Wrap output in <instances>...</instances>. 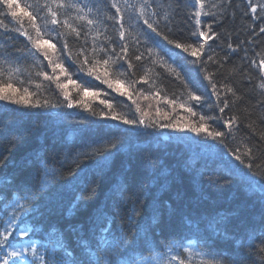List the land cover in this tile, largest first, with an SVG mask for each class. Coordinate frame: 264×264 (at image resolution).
Here are the masks:
<instances>
[{
    "label": "trees",
    "instance_id": "trees-1",
    "mask_svg": "<svg viewBox=\"0 0 264 264\" xmlns=\"http://www.w3.org/2000/svg\"><path fill=\"white\" fill-rule=\"evenodd\" d=\"M25 2L42 4L44 0H21V3ZM118 2L123 6L124 0ZM128 2L138 5L141 0ZM149 2L154 6L162 5L156 7V11L163 15L165 10L171 11L167 6L174 4L175 0ZM210 2L223 6L214 9L217 13L215 18L201 17L202 26L212 23L213 30L219 35L218 39L208 41L206 52L207 55L215 53V58L222 66L210 62L207 65L194 64V57L161 41L147 29L142 20L135 19L136 13L132 10L125 12L126 24L133 25L134 35H140L146 45L135 44L129 37V56L132 58L137 49L144 52L146 46L156 48L155 42L163 45L167 53L161 52L164 59L186 77L189 88L205 98L203 106L194 108L199 114L222 115L215 106L216 97L211 95L210 86L203 79L204 73L200 67L206 66L209 72L215 73L214 79L218 86L220 83L232 86L239 99L228 95L230 105L223 116L227 119L237 115L239 122L233 133L225 138L227 147L195 133L172 128L140 126L126 131L128 126L102 120L81 108L61 106L48 112L49 108H17L19 105L0 101V230L5 226L3 219L11 215L10 201L12 205L15 201L12 194L24 197L31 195L33 208L27 214L26 223L35 231V235L29 231L27 237L39 244L38 250L45 258L55 255L52 253L55 248L59 253L58 258L75 259L80 264L87 261L95 264L93 253L110 260V256L97 251L102 244L101 236H108L101 229L107 227L113 236L138 232L133 250L126 253V257L135 260L148 255L142 251L144 248H154L169 239L173 243H187V240L182 239L187 237L193 241L200 238V243L206 242L212 250L221 253L215 257L221 264H264V193L254 189V186L259 188L264 183V177L254 174L257 164L264 169V144L256 152L252 171L229 154V150L239 148L243 152L245 145H254L258 133L264 130V124H261L264 109L258 103L262 97L256 87L262 77L259 69L252 64L253 60L259 62L257 53L264 54V33L259 31L260 27H264V19L259 16H264V13L253 20V14L247 9L248 0ZM82 3L92 6L93 15L99 19L115 12L111 8L112 0H82ZM180 3L168 25L172 29L169 35L182 42H190L195 39L191 36L194 20L189 19L190 10L183 6L184 0H180ZM252 3H264V0H252ZM129 17L132 19L129 20ZM149 18L155 20L158 16ZM105 23L108 25V34L118 39L114 31V27L118 26H114L112 21ZM165 23L162 21L159 27L167 31ZM61 30L57 28V31ZM100 30H104L103 26ZM29 31L35 36L34 30L29 28ZM229 43L237 48L235 53L228 49ZM70 45L75 56L79 42L72 39ZM43 47L56 58L57 53L48 45ZM59 47L60 44H57ZM156 50L160 51L159 48ZM34 51L24 37L14 31L3 30V25H0V59H7L13 68L20 69L14 77V85L27 86L30 91L38 92L41 101L49 99L62 102L63 97L54 85L49 87V82L35 76L32 67L34 61L30 55ZM207 55L203 57L205 61ZM40 59L43 60V57ZM132 62L135 75L129 73L128 79L139 81L145 68L153 67L147 59L141 62L133 59ZM43 64L46 66L47 61L44 60ZM68 65H71L69 72L76 73L72 79L78 84L83 82L90 89L85 99L91 102L95 111L99 112L104 107L99 103L100 99H108L119 111L130 117L136 116L127 102L116 97L106 84L86 75V70L79 72V65L73 61L66 60L65 67ZM2 67L7 73L9 64H3ZM124 68H127L126 64ZM77 75L80 79L76 78ZM112 78L115 80L116 76ZM4 79H7L6 75ZM21 80L24 81L23 85L20 84ZM41 82L43 88L36 89L35 83ZM62 82L75 97L74 85L63 77ZM115 87L123 92L130 91L127 84H115ZM158 89L159 100L152 95ZM136 90L143 91V95H133L143 110L145 96L153 101L154 114L146 118L149 122L157 119V107L161 109L158 117L161 123L169 120L184 123L199 119V116H191L183 108L173 110L164 103L163 96L167 95L169 99L186 96V90L175 74L158 64L149 83L138 82ZM94 92L100 95L94 97ZM165 112L169 113L168 119L163 115ZM209 124L227 131L222 121H209ZM253 129L256 136L252 135ZM109 142L116 143V148H108ZM194 143L199 146L198 150H214L219 155L212 157L195 153ZM245 160L247 162L246 157ZM233 170L247 176L250 182L238 178ZM137 210L140 215L130 216ZM17 223L20 227L25 226L19 220ZM145 238L147 244L143 243ZM200 243L195 244V250L203 252ZM60 245H64V248ZM153 255L158 256L156 253Z\"/></svg>",
    "mask_w": 264,
    "mask_h": 264
},
{
    "label": "snow or ice",
    "instance_id": "snow-or-ice-1",
    "mask_svg": "<svg viewBox=\"0 0 264 264\" xmlns=\"http://www.w3.org/2000/svg\"><path fill=\"white\" fill-rule=\"evenodd\" d=\"M180 6V0H175L174 4L167 6L171 11L165 10L163 15H159L156 7L163 6H154L149 0H141L138 5L130 4L128 0H124L123 6L118 0H112L111 8L115 10L114 14L99 19L93 15V7L83 4L82 0H44L42 4L39 2L36 4L21 3V0H0V25H3V30L14 31L31 44L32 49L35 50L30 53L34 61L32 67L35 69V76L42 77L43 81L49 82V87L54 85L55 89L63 97L62 102H53L49 99L41 101L38 92L30 91V88L27 86H15L14 77L17 76L20 69L18 67L13 68L7 59H0V101H8L12 104L36 109H55L61 106L69 109L81 108L85 112H89L92 116L99 117L102 120L119 122L122 125L128 126L129 129H135L140 126L172 128L176 131L195 133L197 136H203L206 140L210 139L218 144L225 145V138L233 133L235 126L239 122L237 115H231L227 119L223 116L230 105L227 98L228 95L230 94L239 99L232 86L225 83H220L218 86L214 79L215 73L209 72L206 66L200 67V71L204 73L203 79L210 86L211 95L216 97L215 106L222 115L217 117L199 114L194 111V108L197 105L203 106L205 98L189 88L186 77L182 76L175 67L164 59L161 52L167 53L163 45L155 42L156 48H159L160 51H157L156 48L146 46L144 52H140L137 49L136 54L132 58L129 56L131 50L129 37H132L135 44L139 45L144 43L146 45V41H141L140 35H134L133 25L131 23L126 24L125 12L132 10L136 13L135 19L142 20L147 29L151 30V33H154L161 41L172 46L174 49L180 50L182 53H186L188 56L194 57V64L207 65L209 62L212 64H221L215 58V53L207 55L206 52L208 41L218 39L219 35L213 30L212 23L203 24L202 26L201 17L215 18L217 13L214 9L222 7L223 5L211 3L210 0H184L183 6L190 10L189 19H193L195 25L194 31L191 33V36L195 39L190 42H182L178 39L171 38L169 35L172 32V29L168 27L172 22V14ZM247 9L253 14L252 19L255 20L260 13H264V3H252V0H248ZM41 13H46V15H41ZM151 16H158V19H150L149 17ZM25 18L27 20V26L25 25ZM259 18L264 19V16H259ZM131 19L132 17H129V20ZM37 21H42V23H37ZM105 21H112L114 26H118L114 27L118 39L108 34V25ZM162 21L166 22L165 29L167 31L159 27ZM9 25H12V27L9 28ZM49 25L53 27H49ZM101 26H103V31L100 30ZM29 28L34 30L35 36L32 35ZM57 28L62 30L57 31ZM259 31L260 33H264V27H260ZM52 33L55 34L52 35ZM147 38L150 39L151 37ZM72 39L79 42V48L75 56L70 45V40ZM51 41H55L56 43H50ZM57 44H60L59 48H57ZM43 45H48L53 52L57 53L55 59ZM227 47L233 53L237 51V48L233 47L231 43ZM145 52L147 55H145ZM205 55H207L206 61L203 59ZM257 55L260 56L259 62L257 63V61L253 60L252 64L259 69L262 77L256 87L260 90L259 95L262 97L258 103L264 109V54L257 53ZM40 57H43V60ZM133 59L137 62L147 59L153 65V67L145 68L144 75L140 76L139 81L128 79L129 73L135 75ZM44 60L47 61L46 66L43 64ZM66 60H71L78 64L79 72H85L86 70V75L94 77L101 83L106 84L113 92H118L121 96H127L129 100H132V104L136 105V116L130 117L127 113L119 111L117 106L108 99H100L99 103L104 107L99 112L95 111L91 102L85 99L90 89L83 82L78 84L76 80L72 79L76 73L69 72L71 65L65 67ZM3 64H9L7 73H5L2 67ZM125 64L127 68H124ZM157 64L159 67L165 68L169 73L175 74V77L184 84L186 90V96H176L173 99H169L167 95L163 96L164 103L171 106L173 110L179 107L183 108L191 116H199L198 121L180 123L179 121L169 120L167 123H161L158 119L161 114L159 107L156 108L157 119H152L151 122L146 119L150 118V113L143 110L137 104L136 100L133 99V95H143L142 90H136V85L138 82L149 83L151 74L155 72V66ZM46 68L51 69V74H49ZM5 75L7 76L6 80L4 79ZM113 75L116 76L115 80L112 78ZM156 75L159 74L156 73ZM62 77L74 85L76 89L75 97L70 93L67 85L62 82ZM76 78L80 79L78 75ZM29 83H33V81H29ZM153 83L155 82L153 81ZM20 84L23 85L24 81L21 80ZM115 84H127L130 91H120L115 87ZM35 88L41 90L43 83H35ZM159 91L158 89L157 92L152 93L158 100L161 98L158 94ZM92 95L95 97L99 96L100 93L94 92ZM104 95L106 96L107 93H104ZM33 98H35L34 102ZM144 98L147 99L148 97L145 96ZM163 115L165 119H168L169 113L165 112ZM209 121H222L223 128L227 131L213 127L209 124ZM261 124H264V119L261 120ZM252 135H257L255 129H253ZM261 144H264V130L258 133V140L254 145H245L243 152L239 148L235 151L229 150V154L234 156L235 160L239 161L241 165H244L252 171L253 161L256 159V152H259ZM107 147L116 148V143L109 142ZM208 147H212V145H208ZM97 154L101 153L97 152ZM245 157L247 158V162ZM256 169L257 172L254 174H259L264 177V169L259 164L256 165ZM260 190L264 192V183L260 185ZM12 195L15 196L16 194L13 193ZM10 206L12 207L11 215L3 219L5 226L3 230H0V252H2V255H0V264H18V262H22V264H80L75 259L67 260L58 258L59 253L55 248L52 249V253H55V255H49L45 258V255L38 252L36 241L31 239H29L26 245L19 244L14 238V228L16 229L15 236L21 240L29 235V231H33V235H35V231L30 229L26 223L27 214L33 208V198L31 195L27 197L19 196L14 205L10 201ZM140 214V211L137 210L134 213H130V216ZM18 220L20 224H24L25 226L20 227L17 223ZM101 231L108 233V236H101L102 244L97 248V251L106 254V256H110L111 259H105L104 256L93 253L95 256V264H153V261H155V264H221V261L215 258L221 255V253L212 250L206 242L200 243V238H197V241H193L187 237L182 238L183 240H187V246H184L180 241L173 243L171 239L164 240L154 248L148 247L142 249L148 255L142 259L135 260L131 257H126V253L129 250H133V245L138 238V232L136 234L127 232L123 236H113L111 230L107 227L102 228ZM143 243H148L146 238ZM196 243H200V247L204 249L203 252L195 250ZM60 247L64 248V245H60ZM122 249H124L123 252L121 251ZM174 252L175 254H173ZM154 253L158 254L160 259L157 260L156 256L153 255ZM29 255H31L32 259L26 258ZM196 257H199V259H196ZM85 264H92V262L87 261Z\"/></svg>",
    "mask_w": 264,
    "mask_h": 264
},
{
    "label": "rangeland",
    "instance_id": "rangeland-1",
    "mask_svg": "<svg viewBox=\"0 0 264 264\" xmlns=\"http://www.w3.org/2000/svg\"><path fill=\"white\" fill-rule=\"evenodd\" d=\"M48 69V72L51 74V69L50 68H47ZM132 102V101H131ZM134 108L136 107V105L130 103ZM152 105H153V101L152 99L150 98H147V99H144V107H145V110L148 111L150 113V115L154 114V111L152 109ZM195 147L198 148L199 146L195 144ZM204 153L207 154H214V155H219V154H216L217 152H215L214 150H209V151H206L204 150ZM246 179L249 180V178L246 176ZM260 188V187H259ZM175 254V252L173 253ZM27 259H31V255H29L28 257H26ZM156 259H160L159 255L156 256ZM196 259H199V257H196ZM18 264H22V262H18ZM153 264H155V261H153Z\"/></svg>",
    "mask_w": 264,
    "mask_h": 264
}]
</instances>
